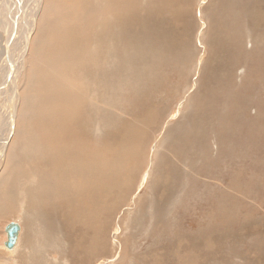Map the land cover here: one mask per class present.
Returning <instances> with one entry per match:
<instances>
[{
    "label": "rangeland",
    "instance_id": "1",
    "mask_svg": "<svg viewBox=\"0 0 264 264\" xmlns=\"http://www.w3.org/2000/svg\"><path fill=\"white\" fill-rule=\"evenodd\" d=\"M42 3L14 133L0 108L25 149L0 160V264H264V0Z\"/></svg>",
    "mask_w": 264,
    "mask_h": 264
},
{
    "label": "bare ground",
    "instance_id": "2",
    "mask_svg": "<svg viewBox=\"0 0 264 264\" xmlns=\"http://www.w3.org/2000/svg\"><path fill=\"white\" fill-rule=\"evenodd\" d=\"M44 0H28V7L25 11L24 14L19 15V18H17V16H14V12H13V4L14 1L13 0H0V105H1V111L3 110L5 113H7V123H8V132H9V128L11 126V133H14V128L12 125V122L16 121V117L17 116V122H18V118L20 117V113L22 111V109L20 108L19 111H17L18 105H19V100H20V91H19V85H18V79L20 77L21 74H23V71L26 69V55H24L25 53L27 54L28 51V43L31 44V37H32V33L33 31L36 32L37 30V18L40 15V11L39 9H41V5L43 4ZM23 3V2H21ZM18 4V0H15V5ZM20 4V3H19ZM72 5V4H71ZM18 6V5H17ZM24 6V5H23ZM43 6V5H42ZM25 8V7H24ZM49 8V7H48ZM17 11V10H16ZM21 11V10H20ZM39 11V12H38ZM48 12H50L48 10ZM17 15V13H16ZM32 18V19H31ZM43 22V21H42ZM18 23V24H15ZM13 34V37H12ZM11 36V44L9 46H5V41L7 40V38H9ZM33 39V38H32ZM35 41V40H34ZM39 44V43H38ZM27 45V46H26ZM39 47V46H38ZM41 47V46H40ZM30 48V46H29ZM99 48V47H98ZM103 48H101L102 50ZM100 50V48H99ZM105 51V50H104ZM80 55V54H79ZM48 57V55H46ZM24 57H25V61H24ZM50 58V57H49ZM98 67V66H97ZM75 68V67H74ZM81 70V69H80ZM44 74H41L42 78H46L47 77V73L43 70ZM44 75V76H43ZM82 80V79H81ZM78 85V84H77ZM80 85L83 86L82 83H80ZM44 87H46V85H44ZM64 87V86H63ZM72 87V86H71ZM79 87V86H78ZM68 88V87H67ZM74 88V87H73ZM66 89V88H65ZM71 88L69 87V90ZM78 89V88H77ZM80 89V88H79ZM49 92V89H47ZM63 90V89H62ZM73 90V89H71ZM67 91V90H66ZM73 92V96L75 94H78V90L75 91H71ZM84 92V91H83ZM65 93V91L63 92ZM62 93V94H63ZM58 94V93H57ZM68 94V93H67ZM50 95V94H49ZM58 96V95H57ZM85 96V95H84ZM48 97V96H47ZM60 97V95H59ZM75 97V96H74ZM61 99V98H60ZM79 99V97H78ZM35 100V95L32 94V96H30L27 100V102H25L26 105L30 104V101L34 102ZM49 100V99H48ZM38 101V100H37ZM46 101V100H45ZM50 101H52L50 99ZM54 101V100H53ZM57 102V101H56ZM82 102V101H81ZM51 103V102H50ZM55 103V102H54ZM63 103V102H62ZM83 103V102H82ZM59 104V103H58ZM81 104V103H80ZM48 104H46L47 106ZM62 105V104H61ZM66 105V104H65ZM40 106V105H39ZM43 106V105H41ZM40 106V107H41ZM49 107V105H48ZM68 107V106H67ZM47 108V107H46ZM51 108V107H50ZM31 109V106H30ZM45 110V109H44ZM24 112H27L26 109H23ZM22 112V113H24ZM34 112V111H33ZM65 112V111H64ZM70 113V112H69ZM33 114V113H32ZM53 114V113H52ZM35 116V115H34ZM33 116V117H34ZM62 116V115H61ZM37 117V116H36ZM52 117V116H51ZM51 117H48L49 119ZM63 119V117H62ZM41 120H39L40 122ZM45 121V120H44ZM47 122L50 121V123H53V121L51 120H46ZM37 123V122H36ZM46 123V122H44ZM49 123V122H48ZM34 124V123H33ZM54 125V124H53ZM40 126V125H39ZM45 126V124H44ZM61 126V125H60ZM63 126V125H62ZM69 126V125H68ZM52 127V124H49L47 128ZM67 127V125H66ZM19 128V127H18ZM46 128V126H45ZM48 131V130H45ZM60 131V130H59ZM8 132L5 134V136H2L0 138V160L1 157H4V161H6V163L11 164L13 162L18 163V162H23V157L25 156L24 153V148L22 145V139H23V134L21 131H18L17 133H15V137L13 138L12 142L10 143V145L8 146V143L6 141V137L8 135ZM116 135V134H115ZM49 141V140H48ZM30 147H33L32 144L29 145ZM8 147V148H7ZM48 147V145H47ZM49 148V147H48ZM29 151H33V149H28ZM70 150V149H69ZM67 151V150H66ZM65 151V152H66ZM47 156V155H46ZM77 157V156H76ZM81 159V158H80ZM76 161V160H75ZM71 162V161H70ZM80 162V161H79ZM70 164V163H69ZM81 164V163H80ZM66 162H62V163H53V166L55 168L54 169H50L51 172L48 169V173H46L45 175L48 176L47 180H51L50 183H48L49 188L51 187V189H53V191L55 190V184L57 181H54V176H53V172L56 173V178L60 179L59 174L56 172L59 171L61 172H65L64 168L66 167ZM71 165V164H70ZM77 165V164H75ZM113 166V165H111ZM51 167V166H50ZM114 167V166H113ZM68 168V167H67ZM70 169V168H69ZM112 170V167L109 168ZM71 170V169H70ZM87 171V170H86ZM4 172V171H2ZM31 172V171H30ZM83 172V171H82ZM85 172V171H84ZM88 172V171H87ZM106 172V171H105ZM125 175V174H123ZM127 175V174H126ZM100 176V174H99ZM103 176V174H101V177ZM105 178V177H104ZM129 178V177H128ZM2 179L5 181H8L9 183L2 185L3 190L5 188L8 187V192H12V195L10 194V196L13 198V200L16 201H21L22 199L25 200H29V198L33 199L34 202H37V198L35 196L32 195V197H30L31 195V191L30 193H21L18 195L14 193V185H13V180H14V175L11 177H7V171H5V173L2 176ZM56 179V180H57ZM125 180V179H124ZM1 184V183H0ZM20 184V183H19ZM16 185V184H15ZM33 186V185H32ZM121 186V185H120ZM1 187V188H2ZM67 188V187H66ZM63 189V188H62ZM64 190V189H63ZM67 190L69 191V189L67 188ZM5 191V190H4ZM68 191H65V195L67 196V198L69 197L68 195ZM96 192V191H95ZM111 192V191H110ZM73 193V191H72ZM50 194H51V190H50ZM54 195V192L52 193ZM74 194V193H73ZM65 195L62 191L61 193V198L67 199L65 198ZM8 198V197H7ZM96 199V198H95ZM109 199V198H108ZM107 199V200H108ZM47 200V199H46ZM43 201V200H41ZM33 204V203H32ZM2 210L3 207H1ZM67 209V208H66ZM1 210V211H2ZM89 210V209H88ZM87 211V210H85ZM90 211V210H89ZM65 213V212H64ZM87 213V212H86ZM86 214H84L85 216ZM86 217V216H85ZM84 218V217H83ZM82 218V219H83ZM47 219V218H46ZM75 219V217H74ZM85 219V218H84ZM50 220V219H48ZM97 220V219H96ZM87 227V226H86ZM101 227V226H100ZM95 230V229H94ZM1 240L3 241V239L1 238ZM96 247V246H95ZM17 248V247H15ZM93 248V247H92ZM13 250V249H12ZM85 253H92V249H89V247H87V249L84 251ZM12 253V251H11ZM13 254V253H12ZM124 256V255H123ZM61 260V259H60ZM84 259H81L80 262L82 263Z\"/></svg>",
    "mask_w": 264,
    "mask_h": 264
},
{
    "label": "water",
    "instance_id": "3",
    "mask_svg": "<svg viewBox=\"0 0 264 264\" xmlns=\"http://www.w3.org/2000/svg\"><path fill=\"white\" fill-rule=\"evenodd\" d=\"M6 241L5 246L8 249H13L18 246L20 235L22 232V224L19 220H12L6 224Z\"/></svg>",
    "mask_w": 264,
    "mask_h": 264
}]
</instances>
